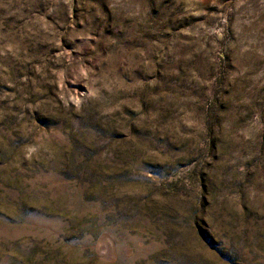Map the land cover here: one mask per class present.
<instances>
[{"label": "rangeland", "instance_id": "obj_1", "mask_svg": "<svg viewBox=\"0 0 264 264\" xmlns=\"http://www.w3.org/2000/svg\"><path fill=\"white\" fill-rule=\"evenodd\" d=\"M0 264H264V0H0Z\"/></svg>", "mask_w": 264, "mask_h": 264}]
</instances>
